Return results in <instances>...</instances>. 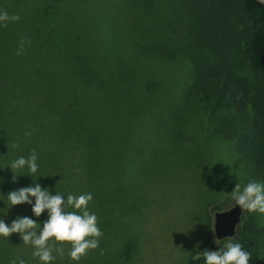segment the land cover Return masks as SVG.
I'll return each mask as SVG.
<instances>
[{
    "label": "trees",
    "instance_id": "trees-1",
    "mask_svg": "<svg viewBox=\"0 0 264 264\" xmlns=\"http://www.w3.org/2000/svg\"><path fill=\"white\" fill-rule=\"evenodd\" d=\"M149 1L153 7L141 4ZM123 4L124 0H0V8L20 16L0 27V143L7 150L0 154V163L34 149L38 171L45 176L37 178L42 187L65 194L91 192L90 211L99 218L124 221L120 228H108L110 238L102 234L98 248L89 250L79 264H132L135 221L127 207L135 200L129 188L135 166V104L147 107L159 93L168 95V86L176 100L172 105L195 102L214 118L213 136L232 150L231 165L243 162L248 167L246 180L264 182V6L257 0H135L131 60L122 40L130 20L116 12L117 7L125 9ZM151 10L166 19L169 15L170 24L161 22L154 30L147 18ZM120 24L124 27L118 28ZM21 38L27 43L17 56ZM87 38L94 39L95 56L105 51L100 63L105 62L109 83L100 72L93 81L74 67L60 72L57 81L39 77L40 64L32 52H46L50 58L63 53L81 61ZM183 65L186 72L180 69ZM168 76L181 78L171 86L165 83ZM15 92L17 101L10 105L7 96ZM149 117L154 118L152 113ZM13 142L16 149L11 148ZM66 154L75 162L74 182L68 176ZM10 175L7 166L0 170V192L31 183L28 176L12 183ZM219 209L217 204L210 207L212 212ZM18 215L30 216L29 206H13L6 222ZM44 218L42 213L39 219ZM210 230L208 224L207 238ZM232 237L250 253L248 264H264V218H245ZM20 243L17 234L8 241L0 238V264L16 255L28 256L30 247ZM191 257L185 264H203L202 258ZM57 264L70 262L65 257Z\"/></svg>",
    "mask_w": 264,
    "mask_h": 264
},
{
    "label": "rangeland",
    "instance_id": "rangeland-1",
    "mask_svg": "<svg viewBox=\"0 0 264 264\" xmlns=\"http://www.w3.org/2000/svg\"><path fill=\"white\" fill-rule=\"evenodd\" d=\"M124 3L121 7L125 9L117 7L116 12L123 15L125 21L124 18L129 17L130 23L122 40L128 44L129 59L132 60L135 59V0H124ZM141 4L153 7L151 1ZM131 5L132 8H127ZM107 16L112 18L110 14ZM165 16L151 10L147 18L155 25L154 29L161 22L170 24V16H167L168 19ZM122 27L124 24L118 28ZM93 41L87 38L89 46L85 58L76 62L63 53L50 58L46 52H30L40 64L39 77L44 79L49 76L57 81L56 76L60 72L66 73L74 67L88 74L93 81V76L100 72L104 74L102 78L105 83H109L105 62L100 63V60L105 61V51L95 56L94 44L91 45ZM29 49L31 51V47ZM1 54L0 64L3 60ZM185 68L183 65L180 69L185 71ZM245 72L250 76L248 70ZM168 77L165 83L171 86H176L175 83H179L181 78L177 76L174 80ZM103 80L99 82L101 86L105 85ZM168 87V95L159 93L147 107L135 104V166L130 174L132 182L129 185L135 193L132 194L135 200L127 207L135 221V258L132 264H185L187 258L196 251L215 250L217 245L213 243V212L210 207L212 204H217L220 209L230 207L231 201L225 193L230 192L236 182L248 181V167L240 161L231 165L232 150L213 136L214 118L203 114V109L195 102L187 105L181 103L180 107L172 105L176 100ZM16 92L7 96L10 105L17 101V98H13L17 97ZM163 96L167 99L166 103L163 102ZM156 107L159 112L155 110ZM147 109L154 111L149 112ZM149 113L154 118L151 119ZM6 151L0 143V154ZM66 157L69 158L67 154ZM68 160V176L74 182L75 162L70 158ZM80 181L77 179L79 186ZM248 217L261 221L264 214L243 211L239 225ZM208 224L211 230L207 238ZM97 225L103 236L110 238L107 229L120 228L124 221L119 217H97ZM211 245L215 247L212 249Z\"/></svg>",
    "mask_w": 264,
    "mask_h": 264
},
{
    "label": "clouds",
    "instance_id": "clouds-1",
    "mask_svg": "<svg viewBox=\"0 0 264 264\" xmlns=\"http://www.w3.org/2000/svg\"><path fill=\"white\" fill-rule=\"evenodd\" d=\"M257 3L264 6V0H257ZM19 19L18 14L10 15L0 8V27ZM26 43L24 38L18 41L17 56L23 53ZM28 134L24 133L25 136ZM17 147V143L11 144L12 149ZM37 160L38 155L33 149L27 155L15 156L0 163V170L5 166L9 169L12 183L19 176L31 178L28 186L10 190L6 194L0 192V238L8 241L11 234H17L20 244L31 249L27 257L23 254L13 256L8 264H57L65 257L70 264H79L81 257L89 250L98 248L102 236L97 215L89 209L92 193L65 194L55 188L50 191L48 187H42L37 178L45 176L39 173ZM2 182L0 178V184ZM225 194L231 201V207L239 206L242 212L264 214V182L251 179L236 182L232 190ZM22 204L29 206L31 215H18L6 222L10 209ZM42 213L45 218L41 220ZM213 243L218 245L216 250L196 251L191 259L202 258L203 264H248L250 253L239 242H234L233 237L223 240L214 237Z\"/></svg>",
    "mask_w": 264,
    "mask_h": 264
},
{
    "label": "water",
    "instance_id": "water-1",
    "mask_svg": "<svg viewBox=\"0 0 264 264\" xmlns=\"http://www.w3.org/2000/svg\"><path fill=\"white\" fill-rule=\"evenodd\" d=\"M242 210L239 206L219 209L213 212L212 229L216 239L223 240L236 234L238 225L241 220ZM211 245V248H214Z\"/></svg>",
    "mask_w": 264,
    "mask_h": 264
}]
</instances>
